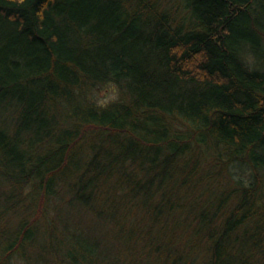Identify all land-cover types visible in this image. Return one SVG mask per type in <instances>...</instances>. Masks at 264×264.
I'll use <instances>...</instances> for the list:
<instances>
[{
  "label": "trees",
  "instance_id": "16d2710c",
  "mask_svg": "<svg viewBox=\"0 0 264 264\" xmlns=\"http://www.w3.org/2000/svg\"><path fill=\"white\" fill-rule=\"evenodd\" d=\"M0 264H264V0H0Z\"/></svg>",
  "mask_w": 264,
  "mask_h": 264
},
{
  "label": "rangeland",
  "instance_id": "374dc122",
  "mask_svg": "<svg viewBox=\"0 0 264 264\" xmlns=\"http://www.w3.org/2000/svg\"><path fill=\"white\" fill-rule=\"evenodd\" d=\"M100 96H101L102 99H103V98L109 99L110 97L113 96V94H112V93L107 94V95L100 94Z\"/></svg>",
  "mask_w": 264,
  "mask_h": 264
}]
</instances>
